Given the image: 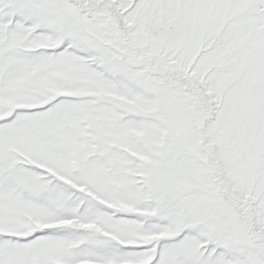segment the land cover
<instances>
[{
  "label": "snow or ice",
  "instance_id": "1",
  "mask_svg": "<svg viewBox=\"0 0 264 264\" xmlns=\"http://www.w3.org/2000/svg\"><path fill=\"white\" fill-rule=\"evenodd\" d=\"M0 264H264V0H0Z\"/></svg>",
  "mask_w": 264,
  "mask_h": 264
}]
</instances>
